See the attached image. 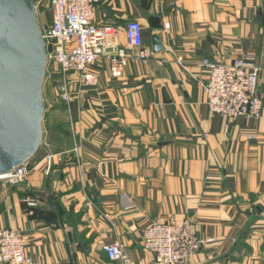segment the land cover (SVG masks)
<instances>
[{
	"label": "crops",
	"instance_id": "obj_1",
	"mask_svg": "<svg viewBox=\"0 0 264 264\" xmlns=\"http://www.w3.org/2000/svg\"><path fill=\"white\" fill-rule=\"evenodd\" d=\"M93 21L117 27L122 48L139 22L147 59L119 80L99 60L95 87L72 79L29 176L0 182V230L23 238L31 264H113L102 246L116 241L136 263L153 259L142 247L152 223L190 220L210 243L187 264H264V0H99ZM242 52L260 67L257 120L206 106L200 61Z\"/></svg>",
	"mask_w": 264,
	"mask_h": 264
},
{
	"label": "built area",
	"instance_id": "obj_2",
	"mask_svg": "<svg viewBox=\"0 0 264 264\" xmlns=\"http://www.w3.org/2000/svg\"><path fill=\"white\" fill-rule=\"evenodd\" d=\"M98 2L49 0L51 23L48 27L42 26V36L46 45L52 46L48 61H52L59 70L55 86L59 99L67 107L71 102L72 79L84 88L98 84V75L92 67L99 60L105 59L111 78L119 80L131 60L144 61L148 56L139 22L126 24V48L119 46L117 27L94 23V7ZM199 65L207 74L203 91L211 114L230 119L261 118L260 67L256 55L242 52L230 64L203 59ZM31 170L28 164L19 166L8 175L1 176L0 182L16 186L26 180ZM29 205L33 203L29 202ZM209 243L210 240L197 237L190 220L178 223L171 219L166 223L154 222L143 232L142 247L152 255L150 262H130L124 247L117 241L103 245L102 252L113 264H187L192 255ZM0 264H31L25 242L14 230H0Z\"/></svg>",
	"mask_w": 264,
	"mask_h": 264
},
{
	"label": "water",
	"instance_id": "obj_3",
	"mask_svg": "<svg viewBox=\"0 0 264 264\" xmlns=\"http://www.w3.org/2000/svg\"><path fill=\"white\" fill-rule=\"evenodd\" d=\"M153 52L163 50L152 37ZM35 0H0V177L27 164L43 138L48 54Z\"/></svg>",
	"mask_w": 264,
	"mask_h": 264
},
{
	"label": "rangeland",
	"instance_id": "obj_4",
	"mask_svg": "<svg viewBox=\"0 0 264 264\" xmlns=\"http://www.w3.org/2000/svg\"><path fill=\"white\" fill-rule=\"evenodd\" d=\"M35 8L38 15L39 24L43 21H47V14L50 10L49 0H35ZM45 27V26H43ZM52 74V77H51ZM59 77V70L52 61H48L46 77L43 83V101L45 104V112L43 116V131L45 140L51 133L54 134L56 130V125L59 121H65V116L63 114V102L59 99L56 88V79ZM55 109L56 111H54ZM51 110L54 112L51 114ZM54 131V132H53ZM60 133H65L66 128L63 126Z\"/></svg>",
	"mask_w": 264,
	"mask_h": 264
},
{
	"label": "trees",
	"instance_id": "obj_5",
	"mask_svg": "<svg viewBox=\"0 0 264 264\" xmlns=\"http://www.w3.org/2000/svg\"><path fill=\"white\" fill-rule=\"evenodd\" d=\"M52 134V133H51ZM29 165V164H28Z\"/></svg>",
	"mask_w": 264,
	"mask_h": 264
}]
</instances>
